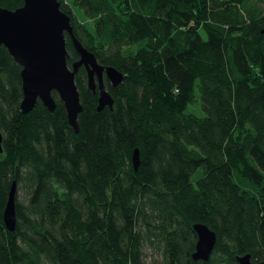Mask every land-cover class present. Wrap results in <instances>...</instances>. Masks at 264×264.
<instances>
[{
  "label": "trees",
  "instance_id": "obj_1",
  "mask_svg": "<svg viewBox=\"0 0 264 264\" xmlns=\"http://www.w3.org/2000/svg\"><path fill=\"white\" fill-rule=\"evenodd\" d=\"M249 1L73 0L93 19L88 38L60 0L76 36L124 75L117 86L105 77L115 101L98 110L79 69L78 133L56 91L54 112L40 100L21 112L22 66L0 47V264L264 260V8ZM66 46L71 66L68 34ZM195 222L217 233L209 261L192 258Z\"/></svg>",
  "mask_w": 264,
  "mask_h": 264
},
{
  "label": "water",
  "instance_id": "obj_2",
  "mask_svg": "<svg viewBox=\"0 0 264 264\" xmlns=\"http://www.w3.org/2000/svg\"><path fill=\"white\" fill-rule=\"evenodd\" d=\"M66 34L71 37L79 54L71 66L68 63ZM1 46L22 66V113L34 110L39 100L49 111L54 112L57 102L53 92L56 91L66 108L69 125L78 133V117L83 111V104L76 74L81 67L87 72L88 87L93 92L98 90L97 109L113 107L115 99L104 79L107 77L113 86H117L124 75L114 66L102 64L96 54L76 36L71 16L61 9L60 0H24V4L16 9L0 6ZM3 140L0 129V152L3 151ZM132 162L136 169L141 163L138 148L133 152ZM16 192L17 182L14 180L3 211L4 223L10 230H14L17 223ZM193 229L197 241L192 258L209 261L217 244V233L203 222H195ZM251 256L250 253L238 255L237 261L239 264H255ZM259 264H264V260Z\"/></svg>",
  "mask_w": 264,
  "mask_h": 264
},
{
  "label": "rangeland",
  "instance_id": "obj_3",
  "mask_svg": "<svg viewBox=\"0 0 264 264\" xmlns=\"http://www.w3.org/2000/svg\"><path fill=\"white\" fill-rule=\"evenodd\" d=\"M256 0H250L249 1V5L251 6H257L256 8H258L259 10L264 8V2H262V5H259L257 3H255ZM65 4L67 5V8L70 9L73 12V15L76 19V21L80 24L81 28L83 29L84 33L86 34V37H90L91 33H93V19L91 16H89V13L87 12V10L80 6V5H76L73 0H65ZM135 50L134 47L132 46H125V52L131 53ZM193 109V108H192ZM191 108L189 110H192ZM197 114H202L203 111L202 110H197L196 111ZM146 251L148 252L149 255H151V257L157 256V249H152L150 250L149 247H147Z\"/></svg>",
  "mask_w": 264,
  "mask_h": 264
}]
</instances>
